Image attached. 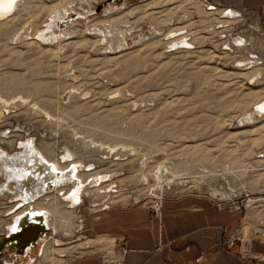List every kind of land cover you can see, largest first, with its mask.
<instances>
[{"label":"rangeland","instance_id":"374dc122","mask_svg":"<svg viewBox=\"0 0 264 264\" xmlns=\"http://www.w3.org/2000/svg\"><path fill=\"white\" fill-rule=\"evenodd\" d=\"M0 98V152L17 161L35 144L75 165L86 189L78 204L53 191L62 228L29 260L3 248L0 264H75L102 248L97 213L148 206L152 194L237 201L243 238L264 232V6L16 0L0 16ZM159 165L173 176L158 179ZM44 197L1 196L0 237Z\"/></svg>","mask_w":264,"mask_h":264},{"label":"crops","instance_id":"0c3cea01","mask_svg":"<svg viewBox=\"0 0 264 264\" xmlns=\"http://www.w3.org/2000/svg\"><path fill=\"white\" fill-rule=\"evenodd\" d=\"M244 4L260 7L264 0ZM239 216L211 196L188 193L165 197L158 217L145 205L105 208L93 217L90 230L100 250L115 247L120 254L118 242L126 243L122 264H264V258L241 255L244 244L225 243ZM248 235L249 253L263 255L264 233ZM100 250L79 256L75 264H100Z\"/></svg>","mask_w":264,"mask_h":264},{"label":"bare ground","instance_id":"6f19581e","mask_svg":"<svg viewBox=\"0 0 264 264\" xmlns=\"http://www.w3.org/2000/svg\"><path fill=\"white\" fill-rule=\"evenodd\" d=\"M15 3L16 0H0V16L9 12ZM53 19L48 25L49 28L55 26ZM59 25L60 23L58 22L57 26ZM22 146L25 152L21 153L17 161H14L15 155H6V152H0V176L3 178V180L0 179V197L9 195L15 198L19 196L24 202L34 200L37 196L45 197L39 200L37 205V202L35 203L36 209L32 208L34 210H31L26 207L29 210H25L20 207L19 211L13 213L10 220L6 222L5 229H3L4 236L0 237V251L5 248L7 252L14 254L15 259L13 260L23 262L25 258H31V251L34 248L39 249L40 247L41 251L46 249L49 242V239H46V237L51 233V227L54 231L62 228V218L67 212L63 209V201L58 202L54 192L60 191L78 204L77 201L81 196L80 192L86 191V189H84L83 179L76 172L77 168L75 165L69 168V165H60L57 161L49 159L43 152L33 147L36 146L35 144L31 145L32 148L27 143H22ZM142 162L146 163L147 161ZM163 169L164 173L162 172ZM155 174L158 179L163 174H167V176L172 174L173 176V172L169 171L165 165H159ZM161 185L159 184L158 187L160 191L162 189ZM47 195L53 197L51 198ZM152 195L157 198L159 197L155 194ZM47 198H51L50 203H45L44 200ZM69 203L66 201V204Z\"/></svg>","mask_w":264,"mask_h":264},{"label":"built area","instance_id":"2783aa9c","mask_svg":"<svg viewBox=\"0 0 264 264\" xmlns=\"http://www.w3.org/2000/svg\"><path fill=\"white\" fill-rule=\"evenodd\" d=\"M165 197L161 196L152 200V203L148 205L149 209L151 210L152 214L155 216H160L161 204ZM219 202V207L224 209H229L232 211L241 210V205L237 201L230 200L229 203H223L222 201L216 199ZM264 233V232H263ZM242 229L237 226L231 232L229 237L225 238V243L229 246L234 245L235 243H242L244 244L242 248V253L244 257H251L254 259L264 258V254L253 255L249 253L248 248L245 246L248 243V240L243 238L242 236ZM117 248L120 249V254L115 252V247L102 249L100 251V264H122L123 263V255L126 252V243L124 241H120L117 244Z\"/></svg>","mask_w":264,"mask_h":264}]
</instances>
